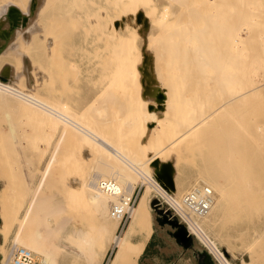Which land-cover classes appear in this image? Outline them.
I'll use <instances>...</instances> for the list:
<instances>
[{
    "label": "bare ground",
    "instance_id": "obj_1",
    "mask_svg": "<svg viewBox=\"0 0 264 264\" xmlns=\"http://www.w3.org/2000/svg\"><path fill=\"white\" fill-rule=\"evenodd\" d=\"M235 1L0 0V8L5 6L9 13L18 14L20 18L33 8L43 35L32 33L26 36L30 43L26 57L32 62L36 74L33 55L41 47L46 49L49 61L47 71L38 69L42 78L36 77L33 82V79L28 81L23 77L19 83L14 65L5 58V52L14 47L16 39L19 42L23 40L20 33L14 35L10 44L1 46L0 73L4 72L8 80L0 79V105L38 126L44 142L41 156L50 140L55 138L45 163L41 167L34 166L33 170L40 175L28 199L14 183L12 185L9 159L0 144L2 238L5 239L14 227L10 244L30 250L36 264H102L110 249L112 253L105 264H136L129 239L137 231L155 235L156 210L163 208L173 217L160 213L163 218L158 220L160 224L167 221L175 227L176 230L169 233L176 242L182 243L184 248L192 245L199 253H204L206 264H264V220L249 227L248 259L240 256L239 262L233 263L227 251L225 254L216 242L225 234L222 222L230 207L229 190L221 176L206 171L202 152L193 151L194 160L185 161L191 151L190 146L206 131L211 120L222 112L236 109L239 98L264 87V73L258 72L256 64L250 70L243 67L240 71L241 67L232 71L234 80L222 83L221 95L212 105L207 106L200 99L190 107L186 105L188 108L181 115L180 109L174 105L175 92L161 84L165 82L167 73L146 71V79L136 78L141 66L133 64L135 48L146 53H165L166 44L158 42L165 34L168 38L170 33L171 38H177L176 45H172L173 56H186L182 48L194 49V55H190L194 60L190 76L195 78L197 63L201 65L205 60L203 46L199 48L197 42L213 16L207 8L218 4L226 9L232 8L238 3ZM19 4L26 7L25 12L19 11ZM244 5L241 11L229 13L231 19L226 20L222 34L229 48L236 52L245 50L249 63H255L252 55L255 27L250 23L253 18L248 19ZM5 17L1 13L0 19ZM238 19L246 25L236 24ZM245 28L248 31L246 37L242 33ZM183 36H186V43H181ZM81 41L88 47L89 44L103 42V45L98 43V51L112 53L115 62L113 76L108 77L95 98L97 104H91L94 99L90 103L91 111L86 109L90 117L76 97L79 69L73 56L78 47L80 49ZM136 41L141 43L133 44ZM88 47L86 53L90 52ZM62 58L66 62L64 65ZM16 60L22 67L21 57ZM141 83L144 85L142 97L145 106L138 115L143 120L146 137L155 138L134 149L111 133L105 124L109 118L106 117L108 108L118 109L112 111L114 116L115 112L118 117L125 113L122 97L127 88ZM159 93L163 94L160 103L157 101ZM150 116L155 119H149ZM257 130L262 131L261 126ZM16 132L17 127L8 120V133L14 143L19 142ZM76 150L80 151L82 160L75 156ZM88 164L90 172L84 168ZM163 169L171 177V186L165 185L158 176ZM140 185H144L143 189L131 206L129 200ZM196 187H207L212 192L210 207L202 215L191 212L183 203L185 194ZM162 202L168 207L162 206ZM124 213L128 220L117 233L120 221L126 215ZM241 214L247 219L250 217ZM179 226L188 233L187 240L177 235ZM6 249L0 253L5 254ZM229 254L236 255L233 252Z\"/></svg>",
    "mask_w": 264,
    "mask_h": 264
},
{
    "label": "rangeland",
    "instance_id": "obj_2",
    "mask_svg": "<svg viewBox=\"0 0 264 264\" xmlns=\"http://www.w3.org/2000/svg\"><path fill=\"white\" fill-rule=\"evenodd\" d=\"M230 1L234 2L235 0ZM236 1L239 4L236 3L235 7L228 9L221 4L215 5L214 8L211 6L207 8V11L211 12L213 16L209 22L207 21L205 35L203 34L197 42L199 43L198 46L200 45L199 48L203 46L205 60L201 65L197 63L198 71L195 78L190 76L192 65H194V60L190 55H194V49L182 48L183 53L185 55L187 53L186 56L180 57L179 54L173 56L175 53H171L172 45L173 47L176 45L177 38L175 36L171 38L170 33L168 38L165 34L158 42L159 44H166L165 53H146L141 48H135V52H132L135 61L133 64L141 66L140 70L142 72V75L141 72L136 74V78L146 79L147 76H144L146 71L154 72L153 70H155L158 74L167 73L165 82H161V84H165L172 92H175L174 105L180 109L181 115L182 113L185 114L184 112L188 108L186 105L190 107L194 101L200 99L204 100L207 106L212 105L221 95L220 86H222V83L234 80L232 71L241 67L242 70L240 71H243V67L250 70L256 64L255 68L258 72L264 73V0H244L245 5L240 3L239 0ZM22 3L24 4L23 1ZM242 5L245 6L243 8L247 12L248 19L253 18L250 23L255 27L256 38L252 50L255 63H249L245 50L236 52L235 49L229 48L226 40L223 39L224 24L227 23L226 20L231 19L229 13L231 11H241ZM25 9L26 7L19 4V11L25 12ZM1 13H4L6 17L4 20L0 19V25L4 24L5 29L10 26L11 29L7 30V36H12L7 43L14 39L16 33H20V38L23 39L21 42L16 39L14 47L5 52V58L10 59L14 65L17 81L20 83L24 78L30 81L31 78L34 82L36 77L42 78L43 75L38 72V69L39 71L48 70L49 61L46 49L41 47L33 55L34 63L37 65V74L36 71L34 72L32 62L26 57L27 47L30 45L26 36L32 35V33L39 36L43 35L41 24L35 18V11L31 8L25 12L23 18H20L18 14L9 13L7 7L4 6L0 8V16ZM236 24L241 25V27L246 25L240 19ZM3 26H1V29ZM167 28L169 27L167 26ZM247 32L246 28L244 32L242 31L245 37L248 36L246 35ZM185 38L183 36L181 43L183 41L186 43ZM258 40H260V43H255ZM168 41L171 42L168 43ZM80 43V49L78 47L76 54L74 53L73 56L79 69L76 97L81 107H83V111H91L90 105L97 104L95 98L101 92L102 87L105 86L104 83H106L108 77L113 76L115 62L112 53L98 51V43L103 45V42L89 44V47L84 41ZM140 43L139 41L133 42V44ZM87 47L90 50L88 53H86ZM17 57H21L22 67L17 63ZM179 57L180 59H178ZM61 61L62 65L66 63L63 58ZM0 79L8 80V77L2 72L0 73ZM143 87L144 85L141 83L135 87L127 88L125 96L122 97L126 105L125 113H122L119 116L120 118L116 115V112L115 116L112 114V111H118L117 108H111L112 106L108 108L109 113L107 114L109 115L106 116H109V118L105 126L108 125L110 132L118 135L134 149H139L144 142L150 143L155 138L146 137L143 120L138 115V112H141L145 106L142 97ZM92 101L94 102L91 103ZM237 101L239 104L236 109L222 112L218 118L210 121L212 122L210 126L207 127L204 133L199 135L198 140L193 143L194 145L190 146L191 151L189 150V155L187 159L185 158L186 162H192L194 156L191 153L193 151L202 152L201 157H203L206 171H213L221 176L229 190L227 198L230 207L225 212L222 222L225 234L222 237L220 236V239H216V242L225 254L227 251L233 263H238V257L240 256L248 259L249 227L255 223L259 224L258 222L262 219L264 220V87L239 98ZM113 107H115L114 104ZM133 109L136 112L132 111ZM7 114L9 118H7ZM88 115L90 117V114ZM135 116L138 117L134 118ZM8 120L17 127L15 134L19 142L14 143L11 141L8 133ZM258 126H261L262 131L257 130ZM54 140L55 138L50 140L46 152L41 156V147L44 146V142L41 139V130L38 126L31 120L22 118L19 113L0 105V144L9 159V168L13 176L12 185L14 183L18 191L23 192L27 199L40 175L37 170H33L34 166L41 167L45 163ZM75 156L78 160L83 159L78 150L75 151ZM89 167L88 164L84 168L90 172L91 168ZM143 186L136 187L131 197L134 203ZM241 201H244V203H241ZM162 206L167 207V204L162 202ZM159 209L160 211L156 210L154 218L155 235L148 236L144 231H137L129 239L130 249L136 264H206L204 253H199L192 245L184 248L182 243L176 242L172 234L169 233V231H175V227H172L167 221L160 224L158 220L163 219L160 213L167 214L171 218L173 216H169L168 210ZM241 213L250 216L249 219L243 217ZM127 220L126 214L120 221L117 233L124 227ZM13 230L14 227L5 239L0 236L1 251L11 243ZM195 241L200 243L199 240ZM230 252L236 254V257L230 255ZM111 253L112 250H108L102 264L106 263ZM262 259H264V248ZM94 264H97V262Z\"/></svg>",
    "mask_w": 264,
    "mask_h": 264
},
{
    "label": "built area",
    "instance_id": "obj_3",
    "mask_svg": "<svg viewBox=\"0 0 264 264\" xmlns=\"http://www.w3.org/2000/svg\"><path fill=\"white\" fill-rule=\"evenodd\" d=\"M211 201L212 192L207 187H196L186 193L183 199L185 207L198 215L208 211ZM129 204L132 206L134 201L130 199ZM4 253H0V264H36L32 252L25 247L9 244Z\"/></svg>",
    "mask_w": 264,
    "mask_h": 264
},
{
    "label": "water",
    "instance_id": "obj_4",
    "mask_svg": "<svg viewBox=\"0 0 264 264\" xmlns=\"http://www.w3.org/2000/svg\"><path fill=\"white\" fill-rule=\"evenodd\" d=\"M163 99V94L159 93L157 94V101L160 103ZM158 106L161 108V104H158ZM158 176L163 180L165 185H172L171 177L169 173L163 169L162 172L158 174ZM177 235L179 236L180 239L182 240H187L188 238V233L183 229V227L178 228Z\"/></svg>",
    "mask_w": 264,
    "mask_h": 264
},
{
    "label": "crops",
    "instance_id": "obj_5",
    "mask_svg": "<svg viewBox=\"0 0 264 264\" xmlns=\"http://www.w3.org/2000/svg\"><path fill=\"white\" fill-rule=\"evenodd\" d=\"M3 25L4 24L0 25V48H1V46L3 47L5 44H10V42L7 43L9 38H10L9 35L7 36V30H8V28H10V26L7 29H5V27ZM1 26H3L2 29H1Z\"/></svg>",
    "mask_w": 264,
    "mask_h": 264
},
{
    "label": "snow or ice",
    "instance_id": "obj_6",
    "mask_svg": "<svg viewBox=\"0 0 264 264\" xmlns=\"http://www.w3.org/2000/svg\"><path fill=\"white\" fill-rule=\"evenodd\" d=\"M149 119H155V117H153V116H150V117H148Z\"/></svg>",
    "mask_w": 264,
    "mask_h": 264
}]
</instances>
